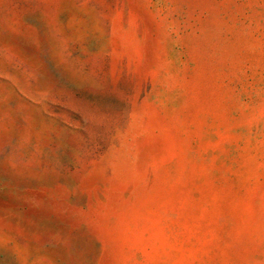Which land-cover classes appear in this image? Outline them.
I'll list each match as a JSON object with an SVG mask.
<instances>
[{"label": "rangeland", "instance_id": "374dc122", "mask_svg": "<svg viewBox=\"0 0 264 264\" xmlns=\"http://www.w3.org/2000/svg\"><path fill=\"white\" fill-rule=\"evenodd\" d=\"M0 264H264V0H0Z\"/></svg>", "mask_w": 264, "mask_h": 264}]
</instances>
